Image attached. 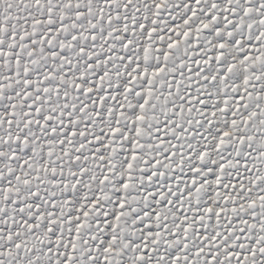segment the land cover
<instances>
[{"label":"snow or ice","instance_id":"6c2138e0","mask_svg":"<svg viewBox=\"0 0 264 264\" xmlns=\"http://www.w3.org/2000/svg\"><path fill=\"white\" fill-rule=\"evenodd\" d=\"M0 264H264V0H0Z\"/></svg>","mask_w":264,"mask_h":264}]
</instances>
